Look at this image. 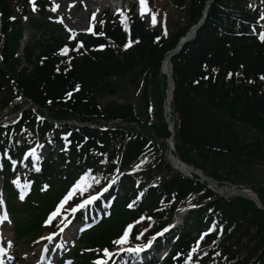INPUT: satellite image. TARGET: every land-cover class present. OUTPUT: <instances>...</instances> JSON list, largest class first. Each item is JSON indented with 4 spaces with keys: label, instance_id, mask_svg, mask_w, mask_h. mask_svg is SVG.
I'll return each mask as SVG.
<instances>
[{
    "label": "trees",
    "instance_id": "obj_1",
    "mask_svg": "<svg viewBox=\"0 0 264 264\" xmlns=\"http://www.w3.org/2000/svg\"><path fill=\"white\" fill-rule=\"evenodd\" d=\"M207 1L179 0L181 10L168 20V28L163 32L156 28L148 30L134 16L127 27L117 22V18L106 17L95 28L96 35H80L77 41L71 40L52 17L46 18L43 14L38 20L29 21L30 35L21 56H16L21 47L22 25L14 21L9 28L10 34L6 32L11 3L0 0V98L6 99H0V113L18 96L53 119L90 122L101 128L114 120L138 126L137 131L115 124L107 131L71 129L67 140L56 138L57 161L44 162L41 175L33 173L32 178L29 177L35 189L34 198L38 197L43 180L53 182L44 202L56 196L61 187L65 188L68 183L64 182L75 184L80 175L89 176V192L107 188L101 199L110 200V216L85 235L80 241L82 245L112 249L113 242L122 237L129 225L138 223L143 217L170 220L179 207H185L197 197L196 204L201 206L188 214L165 264H194L192 257L197 260L199 255L196 264H220L219 258L226 257L224 247L231 249V246L249 254L250 258L257 257L253 264H264V211L258 210L253 203L241 197L229 200L217 197L196 178L191 180L170 171L163 155L154 160V167L144 171L147 173L144 178L126 173L128 168L136 167L139 161L153 155L155 148L164 149L156 139L170 137L161 117L165 88L162 76L159 89L162 97L155 105L157 113L155 110L153 115L150 110L151 107L155 109L152 68H159L163 55L199 22ZM230 1L214 0L195 39L172 59L174 145L179 160L198 168L214 181L251 185L264 206L263 188L254 187L247 175L264 166V94L261 90L264 45L257 42V36L245 31L235 34L233 19L240 16V22L242 19L251 22L254 15L242 12L240 0H234L233 5ZM125 45L130 46L131 52L138 51L136 55L146 48L151 50L149 59H156V65L145 63L134 73L126 59L123 60L125 57L118 59ZM156 47L164 52L157 54ZM65 48L67 52H62ZM75 52L78 55L74 58H83L92 68L105 63L111 77L131 75L130 83L135 86L134 92L141 95L149 118L143 121L129 103L101 105L98 95L102 86L88 83L86 75L74 68L79 61L72 59L70 63L68 56ZM31 115L26 112L19 125H24L26 117ZM240 122H249L254 129L242 127ZM53 128L62 131L59 133L63 136L70 131L45 121L38 124L41 135ZM0 151L4 153L2 146ZM11 164L12 161L8 163L7 176ZM151 168L161 173L158 180L153 178ZM162 171L167 173L162 174ZM129 204L133 207L129 208ZM24 208L17 210L12 206V212L18 215ZM26 208L29 212L31 204H26ZM15 223L16 233L21 235L24 223L21 218Z\"/></svg>",
    "mask_w": 264,
    "mask_h": 264
},
{
    "label": "rangeland",
    "instance_id": "obj_2",
    "mask_svg": "<svg viewBox=\"0 0 264 264\" xmlns=\"http://www.w3.org/2000/svg\"><path fill=\"white\" fill-rule=\"evenodd\" d=\"M100 1V2H99ZM155 5H157V13L155 15L156 17V23L157 28H160L161 25L165 22L168 23V20L172 19L175 14L180 11L179 8V0H154ZM124 2H131V0H124ZM123 2V3H124ZM152 3L154 4L153 0ZM15 4V3H14ZM12 4V9H15V5ZM55 4H58L59 7L57 8L56 12L59 15V18L63 20V25L65 28L69 29L73 32H79V31H85L86 26L88 23H92L93 15L95 14V18L99 16V14L105 10V9H111L113 10L112 5L115 4L117 8H119L120 0H55ZM138 12V9H137ZM141 15V14H140ZM141 17H143L145 23L148 25L152 21V15L144 14ZM264 23V21H263ZM7 30V29H6ZM264 33V24L262 29L260 30L259 34ZM264 43V42H263ZM136 55L138 51L134 50L133 52L128 49H123L118 59L121 60L123 57H125L123 60L126 59V62H128L131 65V68L133 69L134 73L139 71L143 66H145V63H148L150 66L154 67L156 65V59L154 61H150V51L149 49L141 50ZM157 54H160L164 52L161 48L156 47ZM155 52V50H154ZM120 53V52H119ZM76 62L79 61L78 65H75L74 68L77 71H80L82 74L86 75V79L89 81L88 83L93 82L95 85L102 86L101 88V94L98 95L99 101L101 105L103 104H111V103H117V104H125L129 103L132 104L133 107L137 110V113L142 120H146L149 118L147 116V112L144 109L143 102L141 101V95L137 93L135 90V86L130 83V81L133 79L131 75H127L124 78L116 77V76H110L108 69V66L105 63H101V65H97L94 68H92L91 64H87L84 62L85 60L83 58H80L79 56L77 58H72ZM154 72V78L152 83H154V101L153 106L157 105L160 101V96L162 97L160 89L161 85V73L159 72L160 68H152ZM91 75V76H90ZM99 89V88H98ZM261 90L264 94V83L261 84ZM164 94V93H163ZM165 95V94H164ZM249 95V94H248ZM13 101V100H12ZM19 102V100H16ZM164 96L161 101L162 105V112L161 117L162 121H164L163 115V102ZM10 107H13L12 102H8ZM21 103V102H20ZM23 103L26 104L25 101ZM152 111V114L154 115L155 110L157 113V109L151 107L150 109ZM242 127H251L254 129V126L248 123H239ZM240 126V127H241ZM254 133H256L255 130H252ZM156 152L153 155H149L146 160H143L144 167L147 169L154 166V160H157L160 158L161 155H163L164 151L160 148H155ZM152 175L154 178H157L160 176L161 173L157 172L155 168H151ZM190 171L194 172V174H200L199 171H196L195 169L191 168ZM162 174H165L167 172L162 171ZM249 175L248 180H250L252 185L256 188H260L264 190V166L257 167L250 171V173H247ZM241 189H246L249 191H254L251 185H241ZM219 190L221 192L227 191L222 187H219ZM51 202H53V199H48ZM55 208H57L59 205L55 203ZM1 208V207H0ZM50 209L49 206L44 207L38 211V215L36 216L35 221L33 220L30 225L24 224L22 227L21 233H30L26 238H22V235L19 238L18 243H15L16 239L13 235L12 226L9 222V219L4 220L2 231L5 235V240L9 242L10 250L12 251V257L16 258V260H20L21 257H18L22 254H25L26 262L31 263L35 258H37L38 251L42 247L43 243L46 242L47 238L50 237L47 233L41 231V232H31L33 230H36L40 228L41 226V219L46 217V214L48 213V210ZM62 210L61 215H63L65 212L64 210L70 211V209H67L63 206L61 208ZM50 217V216H49ZM65 233V231H63ZM62 233V234H63ZM78 231L77 229H73L70 232L63 235V242L66 247V250H70L74 246V240L77 235ZM42 234V235H41ZM38 235H41L38 237ZM73 243V244H70ZM221 248V247H220ZM226 257H221L220 264H253L254 258H250L249 254H246L245 252L242 253L237 247L231 246V249H228L226 247ZM238 249V252H236V249ZM79 247L75 246V251H78ZM231 251L230 254H228ZM57 253V251H56ZM71 254V252H70ZM51 255V254H50ZM61 254L58 251V254L52 255L51 258H48L47 264H57L55 259L60 258ZM54 260V261H53ZM79 264V261L75 257H71L69 260H63V264Z\"/></svg>",
    "mask_w": 264,
    "mask_h": 264
},
{
    "label": "snow or ice",
    "instance_id": "obj_3",
    "mask_svg": "<svg viewBox=\"0 0 264 264\" xmlns=\"http://www.w3.org/2000/svg\"><path fill=\"white\" fill-rule=\"evenodd\" d=\"M29 2L33 6V11H36L37 9H36L35 0H29ZM52 2H53V7L50 10L51 11H56L57 8L59 7V5L58 4H55V0H52ZM139 4H140V8H141V13L142 14L145 11H150V9H148L146 7V0H139ZM120 16H121V22L122 23H125L126 22V18H125L124 13L123 12H120ZM152 16H153V23H154L155 22V13H153ZM92 19H93V21L95 20V14L93 15ZM261 19L264 20V16H261ZM59 22L63 23V20L60 19ZM125 30H127V28ZM87 31L91 32L92 31V28H88ZM259 39L262 42H264V33L259 34ZM80 46L82 47L83 45L81 44ZM126 47H128V45H125V48ZM62 52H67V48L63 49ZM229 75H231V74H229ZM261 79H264V77H261ZM78 88H79V86H77V90H78ZM69 95H71V93H69ZM32 155L33 156L36 155L35 150H33ZM35 170L37 172H39L40 171V168L37 167ZM92 179H95V177H92ZM96 182L99 183L98 180ZM14 183H16V182L14 181ZM27 186L28 185L26 184L25 187H27ZM88 186H89V176L88 175H85V176L81 177V179L77 183H75L74 187L65 195V197L63 198V200L61 201V203L59 204V206L57 207V209L53 213H51L50 218H49L48 221H46V223H51V219L53 217H55L58 214V212L60 211V209L63 208L64 204L67 203L72 198V196H73V194L75 193L76 190H79L82 193L85 190V188H87ZM45 188H47L46 185H45ZM103 191H107V188L105 187L103 189ZM20 199L23 200L24 197L23 196H20ZM95 199H97V197H91L90 199L86 200L83 204H80L79 207L82 208V207L85 206V204H90ZM0 203H3L2 199H0ZM128 207L131 208V207H133V205L132 204H129ZM73 211H75V209H73ZM7 219H8V217L5 214L4 215V220H7ZM2 222L3 221H0V223H2ZM131 229H132V225H129L128 226V230H126L123 233L122 237L120 239L114 241L113 243L118 244V245L123 244V243H126L128 241L129 232L131 231ZM164 231L166 232V231H168V229L166 228V229H164ZM162 234L163 233H159V235H162ZM141 235H142V233H141ZM137 238H139V237H137ZM154 239H155V237H153L152 239H150L146 245L137 246V247H129L127 249H122V251H126V252L132 253V254H139L140 252L144 251L146 248L151 247L152 241ZM103 251H104V255L105 256H109L110 255V253L108 252L107 249H104ZM2 253H3V249H0V254H2ZM95 264H101V262L100 261H96ZM105 264H106V262H105Z\"/></svg>",
    "mask_w": 264,
    "mask_h": 264
},
{
    "label": "bare ground",
    "instance_id": "obj_4",
    "mask_svg": "<svg viewBox=\"0 0 264 264\" xmlns=\"http://www.w3.org/2000/svg\"><path fill=\"white\" fill-rule=\"evenodd\" d=\"M100 2V1H99ZM169 64H168V61H165V63L163 64L162 66V72H165L168 76H169ZM171 83H169V87L166 91V94H167V98H166V102H165V106H166V112H168V108H169V103H170V100H171ZM176 167H178L180 170H183L185 169L184 165H181L179 163H176L174 164ZM186 170V169H185ZM247 195V193H246Z\"/></svg>",
    "mask_w": 264,
    "mask_h": 264
},
{
    "label": "water",
    "instance_id": "obj_5",
    "mask_svg": "<svg viewBox=\"0 0 264 264\" xmlns=\"http://www.w3.org/2000/svg\"><path fill=\"white\" fill-rule=\"evenodd\" d=\"M196 29H197V28L191 30L189 37L186 38V39H183V40L178 44L176 50H174V51H172V52L169 53V55L167 56L166 61H167V60H170L173 56H175L176 54H178L179 48H181V47L184 45V43H186V42L189 41V38H191L192 34L195 33ZM171 82H172V81H171ZM238 196H239V195H238ZM253 200H254V202H256L257 205L261 208L259 202L256 201L255 199H253Z\"/></svg>",
    "mask_w": 264,
    "mask_h": 264
}]
</instances>
